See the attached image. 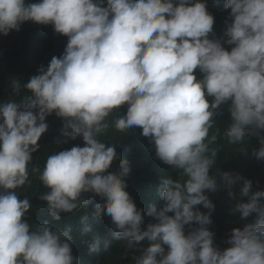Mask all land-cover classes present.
Segmentation results:
<instances>
[{
  "label": "clouds",
  "instance_id": "1",
  "mask_svg": "<svg viewBox=\"0 0 264 264\" xmlns=\"http://www.w3.org/2000/svg\"><path fill=\"white\" fill-rule=\"evenodd\" d=\"M0 69V264H264V0H0Z\"/></svg>",
  "mask_w": 264,
  "mask_h": 264
},
{
  "label": "trees",
  "instance_id": "2",
  "mask_svg": "<svg viewBox=\"0 0 264 264\" xmlns=\"http://www.w3.org/2000/svg\"><path fill=\"white\" fill-rule=\"evenodd\" d=\"M0 74L1 75H4V76H7V75H9V71L8 70H6V69H0ZM3 102V99H1L0 98V103H2ZM127 104H124V105H122L119 109H123L125 106H126ZM117 117H119L118 115H110L107 119L108 120H114L115 118H117ZM101 141L102 142H105L104 140H102L101 139ZM51 148H53V147H49V145L46 143V141L44 140V139H42V141H41V144H39V149H38V151H36L35 153H33L32 155H34L35 154V156H34V158H33V163H32V165H31V169H33L34 167H36V166H38L39 164H40V162L43 160V157L45 156V154L48 152V150H49V152L51 151ZM72 147H70V148H67L66 150H70ZM243 147H233V155L230 157L231 158V160H232V163L233 164H235V165H239V164H241L242 163V155H238V153L241 151V149H242ZM232 149V148H231ZM126 150L128 151V152H130V153H132V154H135V153H142L143 152V156H142V164H143V167L145 168V170H146V172H148V174H150L149 173V170H148V168H146V165H145V159H146V157L148 156V155H151V154H155V147H131V148H126ZM220 156H221V154H217L216 155V157H215V160H214V163H213V165H212V167L210 168V171H209V175L213 178L214 177V175L215 176H219L224 170H226L227 169V167L226 166H224V168H221V164H220V162H221V160H220ZM227 157V154H226V152H224V156H223V158H222V160L224 161V163H225V161H226V158ZM159 159V158H158ZM124 160H126V161H128V164H129V166H130V168H131V171H130V173L126 176V177H128V176H130L133 172H138V171H140L141 170V166H140V164L138 163V162H136V161H133L130 157H125V156H123V155H121V156H116V158L113 160V165H114V169H113V171H119V166H120V163H121V161H124ZM166 166H167V164H165L164 162H162L160 159H159V166L157 167V169L154 171L155 173H157L158 171H160V169H162V172H163V174H162V182H163V180H165L166 179V176H167V173H166ZM173 169H174V171H176V172H178V170L179 169H176V168H174L173 167ZM158 182H157V186H156V188H155V190H154V194H156L155 195V197H154V200H153V206H155V203L156 202H158V201H161L162 199H158L156 196H157V194L159 193V191H158V189H159V185H160V179H159V176H158ZM178 179V178H177ZM243 182H241V184H242ZM238 187V186H237ZM222 187H221V185H220V189H221ZM209 191L210 190H205V194L208 196V194H209ZM23 192H26L27 194H29L30 196H32V197H35V196H37L38 194H39V184H38V182H37V175L36 174H34L33 173V175H32V180H31V183H30V185L28 186V187H22L21 189H19V192H18V194L20 195V194H22ZM227 193V197H229V195H228V192H226ZM239 194V193H238ZM237 194V195H238ZM227 197H223V202H225L226 201V199H227ZM231 200H232V198H231ZM231 200H229V201H231ZM41 200H39L38 201V204H39V202H40ZM228 201V202H229ZM215 202H216V211H217V215H218V217H222L221 218V220L219 221V222H221V221H224L225 219H226V217H228V216H230V214H229V212L225 209V206L224 205H222L220 202H219V200L218 199H216L215 200ZM227 202V203H228ZM41 203H42V205H44L46 202H44V201H41ZM136 205V207L138 206V204H135ZM38 206V205H37ZM138 209V208H137ZM139 210V209H138ZM41 214L42 215H47V213H46V211L44 210V211H41ZM35 215H36V210L34 211V217H35ZM62 216H63V219L65 220V222H64V224L65 223H68L71 227H72V229L73 230H75V231H78L79 233H82V232H80V231H82V230H79L80 228H81V226H75L76 224H77V222H79L80 221V217L81 216H83L82 215V213L81 212H79L78 210H76V211H74L73 213H69V214H61ZM235 216H238V214H236ZM213 217H214V215H213ZM40 219H37V221H39ZM146 220H148V219H145V221L144 222H148V221H146ZM146 224V223H145ZM234 225L232 224V225H229L227 228H228V230H231V228L233 227ZM185 229H187V228H185ZM113 230H114V225L111 223L108 227H107V229L105 230V232H106V234H101L100 235V237H101V239L102 240H104V241H109V239H107L108 237L110 238V237H112L113 239H114V237H113ZM185 234H187V233H185ZM106 235H107V237H106ZM86 237H89V238H91L92 239V235L91 234H87V235H82V234H80L79 236H78V238H86ZM90 239V240H91ZM221 239H220V236H218V235H215L214 236V238H213V241H220ZM74 242H76V235H73L72 236V243H74ZM112 242H115V241H112ZM109 258H108V261L107 262H93L92 264H127V262L128 261H130L131 260V258H132V256H131V251H128L126 254L125 253H120V254H115V253H113V252H109Z\"/></svg>",
  "mask_w": 264,
  "mask_h": 264
},
{
  "label": "water",
  "instance_id": "3",
  "mask_svg": "<svg viewBox=\"0 0 264 264\" xmlns=\"http://www.w3.org/2000/svg\"><path fill=\"white\" fill-rule=\"evenodd\" d=\"M224 23H227L226 21H224L222 24H224Z\"/></svg>",
  "mask_w": 264,
  "mask_h": 264
},
{
  "label": "bare ground",
  "instance_id": "4",
  "mask_svg": "<svg viewBox=\"0 0 264 264\" xmlns=\"http://www.w3.org/2000/svg\"><path fill=\"white\" fill-rule=\"evenodd\" d=\"M220 25V23H218V26Z\"/></svg>",
  "mask_w": 264,
  "mask_h": 264
}]
</instances>
